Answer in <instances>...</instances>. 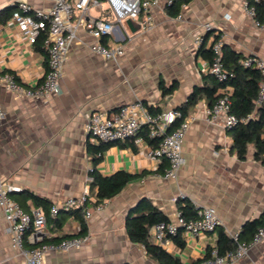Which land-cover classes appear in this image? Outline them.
<instances>
[{
  "label": "crops",
  "instance_id": "0c3cea01",
  "mask_svg": "<svg viewBox=\"0 0 264 264\" xmlns=\"http://www.w3.org/2000/svg\"><path fill=\"white\" fill-rule=\"evenodd\" d=\"M18 1L0 0V75L11 73L25 86H34L44 79L48 55L46 50L30 44L10 20ZM24 1L36 8H49L54 3ZM244 1L192 0L183 5L178 15L171 16L166 0H161L151 9L152 29L143 30L137 20L131 19L124 26L116 24L113 33L100 39L105 45L123 43L124 54L118 61L95 54L91 50L93 36L80 28L67 55L59 95L43 100L17 97L0 84V105L6 112L0 120V174L20 188L13 193L14 198L20 197L32 211L36 207L29 197L21 195L24 190L52 204L82 193L94 168L87 145L100 143L85 129L93 111L117 110L136 100L153 107V114L187 105L194 88L201 86L209 73V61L197 42L199 36L207 34L205 47L218 34L224 46L246 57L264 59V28L245 12ZM205 23L212 30L206 31ZM173 82L177 83L174 91L164 94L161 83L170 86ZM208 106L209 100L203 96L187 108L184 119L189 120V128L182 141L185 163L176 179L166 177V160L147 155L152 148L142 133L149 136L147 127L138 133L143 138L141 142L133 138L112 142L98 153L101 159L96 169L101 174L125 170L134 178L118 194L100 203H96L97 188H92V200L87 204L92 214L84 218L88 225L86 242L67 252L48 253V262L157 264L143 245L131 241L126 231L127 216L141 213L150 204L169 220L186 199L195 206H213L223 222L220 228L228 234L240 231L248 221L263 219L264 161L255 157L253 144L246 158L239 159L232 151V131L224 126L222 118L215 122L206 119ZM38 208L47 214L48 237L75 236L79 232V221L73 215L55 227L50 222V210ZM63 214L66 213L62 211L59 216ZM180 236L183 246L173 238L162 246L184 264H191L206 258L217 243L218 231L196 235L182 232ZM0 264H23L12 246L1 207ZM234 264H264V240L252 245L249 254Z\"/></svg>",
  "mask_w": 264,
  "mask_h": 264
},
{
  "label": "built area",
  "instance_id": "2783aa9c",
  "mask_svg": "<svg viewBox=\"0 0 264 264\" xmlns=\"http://www.w3.org/2000/svg\"><path fill=\"white\" fill-rule=\"evenodd\" d=\"M259 0H245V12L251 16L258 27L264 28V22L256 18V8L253 2ZM173 0H166V6ZM161 0H54L49 8H36L29 2L20 0L15 4L10 20L19 29L21 35L30 43L35 44L42 37L43 47L48 55V70L44 79L34 85L25 86L11 73L0 75V84L13 92L17 97H29L43 100L62 92L61 78L64 73L68 52L78 39V30L85 28L93 36L94 42L91 50L106 59L118 61L124 54L121 42L112 45L103 44L100 39L115 31L117 25H125L128 19L137 20L141 29L150 30L154 26V15L151 9L158 6ZM92 11L98 12V15ZM112 18V19H110ZM206 31L212 30L209 23H205ZM125 39V37L123 38ZM204 35L197 38V42H204ZM223 40L212 37L209 46L213 51V59L209 62L208 70L219 81L228 78V72L222 61ZM244 66L257 67L264 75V59L247 56L242 60ZM229 85L220 88L221 95L214 103L205 109V117L209 122L222 118L224 126L228 129L244 123L249 116H238L231 111ZM264 99V82L261 83L259 101ZM6 117V112L0 105V120ZM181 117L178 109L166 110L156 114L150 111L148 105L142 100H136L120 106L113 111H93L87 118L85 129L95 141L112 143L133 138L141 142L143 138L138 135L142 127H147L149 136L159 139L155 147L147 150V155L158 161L166 160L168 168L166 177L176 179L185 163L182 152V141L189 128V120L183 119L173 126ZM89 178L84 190L77 196L65 198L50 207V215L57 216L61 211L82 208L84 218L91 217V210L87 204L92 200ZM12 191H20L19 187L8 182L0 174V207L3 211L11 243L23 264H60L48 262L47 254L50 252H67L80 248L87 240V236H71L55 242H43L49 236L46 229L47 214L40 208L26 211L12 196ZM100 208L99 205L96 206ZM197 214L194 218H186L180 210L175 217L152 226L149 236L160 245L168 243L178 233L199 234L201 232H214L222 225L217 210L213 206H196ZM235 240L236 247L225 253L212 247L210 256L191 264H234L247 256L252 245L264 240V225L253 234L250 242L239 239L240 231L230 232ZM27 241L37 246H28Z\"/></svg>",
  "mask_w": 264,
  "mask_h": 264
},
{
  "label": "trees",
  "instance_id": "16d2710c",
  "mask_svg": "<svg viewBox=\"0 0 264 264\" xmlns=\"http://www.w3.org/2000/svg\"><path fill=\"white\" fill-rule=\"evenodd\" d=\"M192 0H173L171 4L167 5V12L171 16H176L180 13L183 5L190 3ZM256 8V18L260 22H264V0L253 2ZM15 5L12 9H14ZM5 11V10H3ZM2 11V12H3ZM7 12V11H5ZM1 13V12H0ZM219 35L216 34L215 38ZM204 39H207V34L204 35ZM204 40V41H205ZM42 37L38 38L35 42L37 48L45 51L42 43ZM204 43V42H203ZM201 44L200 52L204 58L211 62L213 59V51L210 46L205 47ZM246 58L241 53H238L223 45L222 48V61L224 67L228 72V78L224 81H219L212 73H208L204 76V82L201 86L194 88L190 94L187 105L180 106L181 117L178 118L173 126L178 125L187 114V108L189 105L195 103L199 98L206 97L209 100V105H212L214 101L221 95L220 88L229 85L232 87L229 93V99L231 101V111L238 116H249V119L240 123L230 130L233 135L232 151L236 153L239 159H245L250 144L255 147V157L264 161V99L259 101V91L261 83L264 82V75L262 72L254 66H244L242 60ZM177 86L176 82L172 85L166 86L161 83V88L164 94H169L174 91ZM153 110V107H150ZM143 128V127H142ZM141 128V130H142ZM146 141L155 147L158 144L159 139L156 137L148 136L147 132H142ZM111 143H88V151L93 155L94 168L90 171L92 180L90 181L91 188H97L96 190V203H100L105 199L112 198L118 194L133 178L134 175L125 171L119 170L111 175H103L96 169V164L101 159V156H97L98 153H102L103 150ZM22 196L29 197L33 201V206L38 208L42 207L45 211L49 212L52 202L36 193L24 190L21 192ZM14 197V195L12 194ZM25 210L30 211L25 207L24 201L17 197L15 198ZM82 208H74L69 211H64L66 214L50 217V222L55 227H60L63 224V220L68 215H73L79 221L80 230L77 233L79 236H87L88 225L82 214ZM186 218H194L197 214L196 206L189 200H184L178 206ZM49 220V218H48ZM169 217L164 214L159 208L150 204L146 210L139 214H129L126 218V231L131 241L141 244L145 247L147 255L156 261L157 264H184L183 261L177 255L171 253L162 245L151 241L149 236V230L155 224L163 221H168ZM264 225V218L248 221L240 230L239 239L244 242H249L254 232ZM218 231V239L216 247L220 253H225L236 247L235 240L224 231L220 226L216 229ZM71 237L66 234L54 237H46L43 242H55L61 239ZM173 239L180 246L184 245V240L178 233L173 236ZM28 246H37L30 241L26 242ZM212 248L207 252L206 257L210 256Z\"/></svg>",
  "mask_w": 264,
  "mask_h": 264
},
{
  "label": "water",
  "instance_id": "95a60500",
  "mask_svg": "<svg viewBox=\"0 0 264 264\" xmlns=\"http://www.w3.org/2000/svg\"><path fill=\"white\" fill-rule=\"evenodd\" d=\"M128 21H131V19H128ZM15 192H17V191H12V194L15 193Z\"/></svg>",
  "mask_w": 264,
  "mask_h": 264
},
{
  "label": "rangeland",
  "instance_id": "374dc122",
  "mask_svg": "<svg viewBox=\"0 0 264 264\" xmlns=\"http://www.w3.org/2000/svg\"><path fill=\"white\" fill-rule=\"evenodd\" d=\"M92 12H93L94 14H96V13H95V11H92ZM91 137L94 139V137H93V136H91Z\"/></svg>",
  "mask_w": 264,
  "mask_h": 264
}]
</instances>
